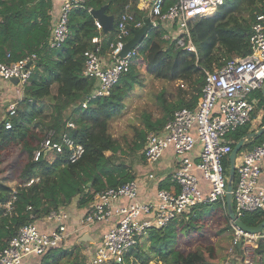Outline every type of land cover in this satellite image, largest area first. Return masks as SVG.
Returning <instances> with one entry per match:
<instances>
[{"label":"trees","instance_id":"1","mask_svg":"<svg viewBox=\"0 0 264 264\" xmlns=\"http://www.w3.org/2000/svg\"><path fill=\"white\" fill-rule=\"evenodd\" d=\"M137 3L138 0H85L82 7L71 12L66 43L60 48H50L52 0H0V63L37 55L31 77L23 87V95L15 101V113L9 115L5 110L6 118L0 119V159L15 146L28 155L15 188L0 180V249L9 244L22 226L38 222L75 200L80 207L87 206L93 202L94 194L136 178L134 166L121 160L122 145L110 129L112 121L125 111L131 94L145 85V78L139 74L135 63L121 76L109 95L89 100L84 107L95 81L84 77L83 70L85 52L97 48L93 38L102 37V55L112 52L116 27L123 14L129 12L136 22L145 21L147 12L139 10ZM102 7L109 16H114L112 31L98 32L95 18L88 11ZM259 14H264V0H223L213 15L194 19L190 27L198 54L164 40L162 30L153 28L149 31L144 43L137 48L136 62L145 67L151 77L168 83L179 82L181 89L187 84V90H181L174 103H169L164 93L158 96L164 115L156 119L148 113L143 115V127L135 134L132 152L141 154L144 160L147 136L162 130L175 111L195 108L205 83V71H213L226 61L251 52L252 26ZM134 31L132 29L130 38ZM253 95L260 100V109H264L262 91ZM50 98L53 116L48 128L55 130L54 140L62 142L61 135L67 133L76 145L85 149L83 156L75 162L70 159L72 151L67 145L61 153L43 154L38 161L33 159L37 147L32 142L42 141L36 129L43 130L41 125ZM69 122L74 127H69ZM250 132V124L232 132L233 148ZM263 139L264 134L246 142L240 152L252 150ZM224 166L229 175V156ZM164 188H169V184L161 182L159 189ZM11 200L12 208L8 210L6 205ZM214 209L225 211L230 219L226 200L198 205L180 221L163 228H151L147 240L127 252L124 262L105 264H222L217 262L213 246L186 253L178 248V226L190 238L194 233L202 235L205 231L197 222ZM241 220L242 229L250 232L264 221V210L248 212ZM148 241L145 251L144 245ZM235 250L240 256H235L233 263L229 258V263L245 264L241 248L236 246ZM256 254L261 259L255 264H264V239L259 241ZM37 264H85V261L80 246H74L51 249L38 259Z\"/></svg>","mask_w":264,"mask_h":264},{"label":"built area","instance_id":"2","mask_svg":"<svg viewBox=\"0 0 264 264\" xmlns=\"http://www.w3.org/2000/svg\"><path fill=\"white\" fill-rule=\"evenodd\" d=\"M60 15L52 26L48 40L50 48L62 47L69 37L71 12L85 4V0H61ZM223 0H138L137 8L147 12L152 22L151 29L163 31V39L175 42L176 46L198 54L192 40L191 21L213 15ZM92 8L88 9L92 12ZM146 17V18H147ZM145 21H135L133 14L126 12L117 24L115 42L111 45L109 59L101 54L102 37L92 39L95 50L85 52L84 77L94 80L95 85L83 106L89 100L110 94L121 76L136 63L137 48L120 56L128 42L132 29H139ZM98 32L102 23L95 19ZM251 52L236 56L213 71H205V83L198 104L193 109L183 108L174 112L162 130L147 136L144 148L145 161L154 167L171 150L176 157V169L170 176L171 188L158 189L154 198L140 200L141 179L135 178L125 184L106 188L94 194L77 227V237L97 224H108L102 238L95 247L88 248L85 264L124 262L127 252L145 237L151 228H163L180 221L201 204H212L226 200L229 175L224 161L233 151L234 141L230 134L239 127L250 124L252 131L260 126L264 109L259 107V98L253 95L264 85V14L256 17L250 37ZM8 58L10 55L8 54ZM36 54L19 61L0 63V80H18L22 87L28 83L33 72ZM30 64V65H29ZM16 102L7 105V113L13 115ZM6 118V117H4ZM69 127L74 124L69 122ZM54 129H49L33 159L38 161L43 154H57L67 145L71 149L72 162L79 160L85 149L76 145L67 134L55 141ZM198 150L197 154L196 151ZM264 139L252 150L242 152L236 161V178L233 187V208L242 219L248 212L264 210ZM146 179L153 180V173ZM12 208V200L7 203ZM70 218L65 209L51 212L42 220L54 223L51 229H41L38 222L20 228L9 244L0 249V264H30L29 257H42L49 250L64 247L73 234L67 233ZM232 223V222H231ZM234 238L232 249L240 247L245 264L260 261L256 254L259 241L264 239V228L252 233L232 224Z\"/></svg>","mask_w":264,"mask_h":264},{"label":"rangeland","instance_id":"3","mask_svg":"<svg viewBox=\"0 0 264 264\" xmlns=\"http://www.w3.org/2000/svg\"><path fill=\"white\" fill-rule=\"evenodd\" d=\"M103 57L108 59L109 55H104ZM136 67L139 74L145 78V85L131 94L129 100H127L125 111L121 116L112 121L110 129L112 136L122 145V153H119L121 160L129 165L138 164L143 161L141 154L132 152L135 134L143 127V115L145 113L151 114L154 119L162 117L164 111L161 102L158 100V96L164 93L168 102L174 103L182 93L181 90H187V84L185 85V89H181L179 82L168 83L155 79L148 75L145 67H141L138 62H136ZM2 98H0V119L5 115L7 105L10 103L8 100ZM52 103L51 98L47 100L44 113L45 117L41 125L43 130L40 127L36 129L41 139H43L49 130V122L53 116ZM254 126L257 129L260 128V126L257 127L258 123ZM40 142L41 140L39 142L33 141L32 143L37 147ZM241 154V152L238 153L237 160L240 159ZM27 160V153L23 152L19 146H15L5 152L0 159V180L5 185L15 188L18 185L19 175ZM197 223L201 224L200 226L203 227L205 232L202 235L194 233L192 234L194 237L191 238L188 235H184L181 227L178 226L177 231L180 235L178 243L179 249L186 253L197 248L213 246L216 252V258H221L220 263L222 264H227L228 258H231L230 262L233 263V258L240 256L237 250H231L234 232L232 223L230 219H227L225 211L214 209L210 214L205 215V219ZM147 238L146 235L140 239V242L146 241ZM149 243V241L145 242V251L148 250Z\"/></svg>","mask_w":264,"mask_h":264},{"label":"crops","instance_id":"4","mask_svg":"<svg viewBox=\"0 0 264 264\" xmlns=\"http://www.w3.org/2000/svg\"><path fill=\"white\" fill-rule=\"evenodd\" d=\"M61 0H52L53 8L51 11L52 15V26L55 24L57 21L59 15H60V10H61ZM110 60V58H108ZM23 95V87L18 84V82L15 81H3L0 80V98L8 100L9 102L11 101H16L20 99ZM4 108V107H3ZM4 118V116H2ZM198 150L196 151L197 154ZM240 160V159H239ZM134 166V172L136 173V178L141 179V196L140 200H149L154 198L156 195L159 185L161 182H166L169 184V188H171V183H170V176L173 173V171L176 169V157L174 153L171 150H168L165 152L163 158L154 166H148L145 158L142 162L138 164H133ZM153 173L155 176V179L150 180L146 179V176L148 174ZM263 181H264V167H263V175H262ZM167 188V189H169ZM91 204V203H90ZM89 205L80 207L78 205V202L75 200L73 201L70 205L63 207L62 209H65L67 212L70 214V218L67 222L68 225V230L67 233L71 236H69L66 245L63 247L64 249H70L74 246H80L81 248V253L84 258V261L87 259L88 255V248H93L95 247L96 244L99 243V241L102 238V234L106 229L108 228V224H97L93 226L88 232H85L82 234H89L90 237L92 238L91 241L84 242L81 244V237H77V227L79 224L80 219L84 216L86 211L89 208ZM41 229H51L55 227L54 223H48L46 224L42 220L38 221L37 223ZM83 242V241H82ZM38 257H29L26 262L30 264H37ZM217 262H221V258H217ZM227 264L229 263V258L227 259Z\"/></svg>","mask_w":264,"mask_h":264},{"label":"water","instance_id":"5","mask_svg":"<svg viewBox=\"0 0 264 264\" xmlns=\"http://www.w3.org/2000/svg\"><path fill=\"white\" fill-rule=\"evenodd\" d=\"M91 14L94 16L95 19L99 20L102 25H103V31L104 32H109L114 29V16H109L106 13V8L102 7L100 9H93ZM152 27V22L150 18L145 19V23L143 26L137 30L134 31L133 37L128 40V42L125 44L124 48L120 52V56H125L129 51L132 49L139 47L142 45L151 30ZM30 65V64H29ZM12 81L18 82L17 79H13ZM262 95L264 98V85L262 87ZM264 134V126L260 127L257 130H253L252 132L248 133L247 135L243 136L235 145L233 151L229 155L230 159V168H229V181H228V186H227V194H226V207H227V214L230 218V221L232 222L233 225L239 226L242 228V220L237 216V214L234 211L233 208V185L235 182L236 178V161H237V156L238 153L241 151L243 146L245 145L246 142L256 139L258 137H261ZM264 228V221L260 223L257 227L252 228L250 232L256 233L259 232ZM83 242H88L91 241L92 238L90 237L89 234H84L81 239Z\"/></svg>","mask_w":264,"mask_h":264},{"label":"clouds","instance_id":"6","mask_svg":"<svg viewBox=\"0 0 264 264\" xmlns=\"http://www.w3.org/2000/svg\"><path fill=\"white\" fill-rule=\"evenodd\" d=\"M132 37H133V36H132ZM130 39H131V38H130ZM130 39H129V40H130Z\"/></svg>","mask_w":264,"mask_h":264}]
</instances>
